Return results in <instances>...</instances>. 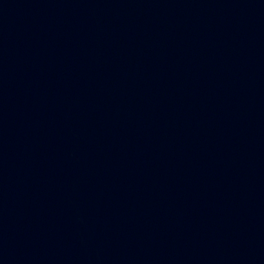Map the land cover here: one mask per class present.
I'll list each match as a JSON object with an SVG mask.
<instances>
[{
  "label": "water",
  "instance_id": "1",
  "mask_svg": "<svg viewBox=\"0 0 264 264\" xmlns=\"http://www.w3.org/2000/svg\"><path fill=\"white\" fill-rule=\"evenodd\" d=\"M0 264H264V0H0Z\"/></svg>",
  "mask_w": 264,
  "mask_h": 264
}]
</instances>
